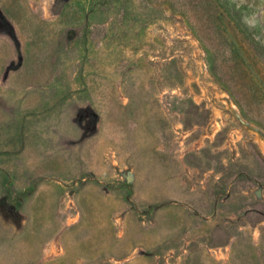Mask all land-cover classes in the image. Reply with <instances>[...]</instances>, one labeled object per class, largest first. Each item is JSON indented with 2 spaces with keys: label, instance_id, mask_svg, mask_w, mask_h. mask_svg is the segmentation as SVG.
<instances>
[{
  "label": "rangeland",
  "instance_id": "rangeland-1",
  "mask_svg": "<svg viewBox=\"0 0 264 264\" xmlns=\"http://www.w3.org/2000/svg\"><path fill=\"white\" fill-rule=\"evenodd\" d=\"M0 264H264V0H0Z\"/></svg>",
  "mask_w": 264,
  "mask_h": 264
}]
</instances>
